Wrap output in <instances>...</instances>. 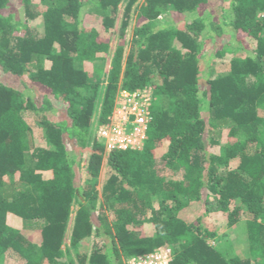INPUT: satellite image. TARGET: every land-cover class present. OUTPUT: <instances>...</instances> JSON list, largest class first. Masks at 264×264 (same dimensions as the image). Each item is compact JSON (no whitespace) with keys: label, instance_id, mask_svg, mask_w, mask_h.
I'll return each instance as SVG.
<instances>
[{"label":"trees","instance_id":"1","mask_svg":"<svg viewBox=\"0 0 264 264\" xmlns=\"http://www.w3.org/2000/svg\"><path fill=\"white\" fill-rule=\"evenodd\" d=\"M10 1L0 0V66L48 88L66 105L67 116L52 119L50 97L38 103L0 80V264L9 251L25 258L21 264H58L70 253L63 244L75 204L71 247L97 238L90 254L78 252L79 264H125L124 255L163 246H173L171 264H264V0H231L224 22L214 25L220 32L229 25L236 54L221 72L202 68L211 29L205 18L194 15L176 25L165 17L193 14L208 0L137 4L130 51L125 57L120 43L108 70L119 6L127 1L119 29L123 40L140 0H21L22 18L3 13ZM84 13L99 23L82 26ZM38 18L43 30L31 24ZM146 88L152 89V119L142 148H114L107 155L110 173L102 195L115 214L110 223L98 210L105 146L95 136L93 119L100 107L98 123L109 124L121 90ZM28 112L42 114L49 146L34 142ZM216 129H228L229 140L220 144L218 137H207ZM67 140L88 149L85 184L79 175L83 158L72 155ZM164 141L168 148L158 165ZM208 142L219 143V153L209 152ZM204 190L213 195L207 199L210 211L223 212L228 227L248 217L250 257L228 256L211 243L220 237L202 218L181 217ZM10 213L41 222V244L10 225ZM146 223L153 225V235L140 229Z\"/></svg>","mask_w":264,"mask_h":264},{"label":"rangeland","instance_id":"2","mask_svg":"<svg viewBox=\"0 0 264 264\" xmlns=\"http://www.w3.org/2000/svg\"><path fill=\"white\" fill-rule=\"evenodd\" d=\"M145 0H140L136 3L134 6L132 17L130 20V24L127 28L126 35L123 40L119 37V29L122 24L123 14L127 5V1H124L119 6V17L117 20V26H116V34L113 37V41L111 43V51L108 56V63L106 66V69L108 70L110 67V61L115 49L117 46L122 43L125 47V57H127L134 28L137 24V17L135 14V8L137 7V4H142ZM230 7H231V0H208L205 3H202L193 14L190 13H183L179 14L176 12H172L169 15L165 16L167 19H170L173 21L176 25H183L185 22L190 21L194 15H199L203 18H205V21L207 23L209 29V36L208 38H205V43L202 48L201 52V59H202V68L205 71H209V67H213L215 72L223 71L228 68L230 60L233 58L235 53H233L230 49H232L231 42L232 36H231V28L229 25L224 26V31L220 32L217 29H215V24L218 22H224L225 18H223V15L226 13H230ZM3 13L5 15L14 14L16 18H22L23 17V6L21 3V0H11L9 5L6 9L3 10ZM81 24L84 27L90 28L99 23V19L93 15H90L89 13H84L82 15ZM31 24L35 27H37L39 30H43V20L42 18H38L31 22ZM222 48L229 49L227 53H225L224 56L217 55L218 50ZM240 53V52H239ZM87 69L92 70V65L87 63L86 65ZM204 78L208 77L207 73H204ZM0 80L4 83L11 85L17 89H20L23 91L25 95H31L34 97V99L41 103L43 99L48 96L52 99L53 102V110L47 112L49 117L52 119H59L64 118L67 116L66 114V105H64L59 100L55 99L50 92L48 88L41 84L33 83L31 82L27 76H17L11 73H6L2 70V67L0 66ZM206 84L204 83L202 86V89H205ZM150 89V88H149ZM125 94L122 90L119 92V95L116 99L115 108L113 111V114L110 117V124H102L100 125L98 123V117H99V111L100 107H98V110L96 111V114L94 116L93 121V130L95 133V136L104 144L105 146V158L104 163L102 166V169L100 171V174L97 178V188L100 191V203L98 210L100 212H103L107 215L109 218L110 223L115 219V214L113 213L112 209L108 207L106 202H104L103 199V187L106 183V180L109 176V168L107 166V155L111 151L110 149V140L109 138L114 135L113 127L119 125L120 122H122L120 119L121 114V106L119 102H122V95ZM103 96V94H102ZM120 97V98H119ZM101 105V103H100ZM205 111V110H204ZM205 113V112H204ZM41 113H31L28 112L26 117L29 123L31 124L33 128V138L34 142L37 145L41 146H49L50 142L48 141L47 137L45 136V126L40 122ZM103 129H106V134L104 135ZM228 129H224V131L221 133L219 132V129H216L213 131V133H207V137H211L210 135H213L214 137H218L219 143L224 144L227 142L228 139ZM111 135V136H110ZM239 136L242 137L240 134ZM68 147L70 151L72 152V155L77 158H83L81 162V171L79 175H81V183L85 184L86 180L89 179L90 175L86 168V163L88 161L89 152L88 149H84L76 140L68 141ZM214 143L210 145V142H208V151L212 153H219L220 151V144ZM168 148V142L164 141V145L161 149H159L156 153V164L160 165V158L162 154L167 150ZM74 151V153H73ZM83 151V156L81 155ZM237 164V162H235ZM51 175L50 172H46L45 176L49 177ZM208 196H213L212 194L208 195L207 191L204 190L202 200H195L193 201L187 208L183 209L180 212V215L182 218L187 220L188 222L197 221L198 218L203 219V223L212 231L217 232L218 236L220 237V240L215 238L211 239V243H214L216 247L222 249L228 256L231 255H239L242 257H250V241H249V234L247 230V219L248 217L246 215H243L241 220L235 224L233 227L227 226V219L223 212L221 211H210L211 204H207ZM78 206L75 204L73 206V213H72V221L68 228V234L63 244V249H70V253L68 256H65L61 259H58V264H72L70 259L74 260L75 264H79V260L77 258L78 252H87L90 254L92 248L95 245V241H97L96 236H91L88 238H85L81 240V242L78 245L77 249H74L71 247L70 243V237L72 232V226L73 221L76 215ZM98 215V212L96 213ZM8 222L10 225L20 229L23 234H25L29 240L36 244H41L42 242V232H41V222H29L25 221L22 217L15 215L13 213H10L8 215ZM142 232L146 233L147 235H153L155 233V229L152 224L146 223L140 228ZM167 246L160 247V251L162 249L165 250ZM159 248V247H158ZM168 248H173V246H168ZM67 255V254H66ZM142 255V254H140ZM136 255L127 257L124 255V262L127 263L129 258L134 257ZM4 262L6 264H21L25 262V258L22 257L18 252L15 251H9L6 253V255L3 257Z\"/></svg>","mask_w":264,"mask_h":264},{"label":"built area","instance_id":"3","mask_svg":"<svg viewBox=\"0 0 264 264\" xmlns=\"http://www.w3.org/2000/svg\"><path fill=\"white\" fill-rule=\"evenodd\" d=\"M121 121L113 127L114 135H110V150L114 148H142L147 138L149 122L152 119L150 105L152 89L146 88L139 92L122 90ZM120 98V97H119ZM110 124V123H109ZM104 135L106 129H103ZM173 261L172 249L168 246L160 251V247L153 252L136 255L129 258L125 264H171Z\"/></svg>","mask_w":264,"mask_h":264}]
</instances>
